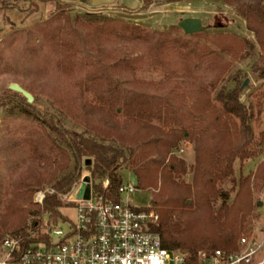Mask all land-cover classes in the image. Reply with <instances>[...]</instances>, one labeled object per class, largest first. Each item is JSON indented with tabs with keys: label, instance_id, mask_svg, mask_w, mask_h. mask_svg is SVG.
Returning <instances> with one entry per match:
<instances>
[{
	"label": "rangeland",
	"instance_id": "1",
	"mask_svg": "<svg viewBox=\"0 0 264 264\" xmlns=\"http://www.w3.org/2000/svg\"><path fill=\"white\" fill-rule=\"evenodd\" d=\"M57 1L62 6H57L55 0H0V248L8 235L27 231L33 224L45 220L48 215L42 214L35 203L36 193L51 189L71 164L66 147L45 124L49 117L57 118L70 131L86 133L87 137H92L94 130L103 127V117L90 107L95 104L101 89L92 79L103 73H108L114 81L125 83L128 89L172 100L179 114L186 118L193 103L204 97L197 94L200 88L211 92L213 99L221 89L232 88L237 73L242 71V82L247 85L241 91V102L247 108L252 106L255 114L251 120L255 141L260 142L264 136V77L253 71L256 62H264V55L244 20L232 8L213 0H155L148 9L139 12L140 0H117L113 5L100 8L92 7L91 1ZM69 16L78 23L69 24ZM189 18L202 21L203 33L192 36L184 33L179 24ZM104 19L170 33L192 44L208 46L220 54V67L228 65V73L216 82V73L209 61L185 60L171 47L156 59L139 42L103 40L100 53L94 49V42H90L85 46L86 52L74 53L72 41L78 47L80 39L71 30L76 28L85 40L88 32L84 24L99 23ZM216 36H222L223 41L233 46L239 41L226 37L243 39L253 49L249 52L244 47L238 53L222 52L214 44ZM80 46L79 50L83 48ZM124 59L131 61L130 69H124L122 65L110 69ZM99 61L100 65L94 66ZM13 84L29 92L34 97L33 103L29 104L22 95L11 91L9 87ZM173 154L187 167V173L176 176V181L191 185L196 163L195 144L183 141ZM188 154L194 155L192 161ZM262 162L264 147L257 158L246 161L243 167L239 160L236 161V185L231 181L218 185L221 191L229 193L230 199L215 223L211 215L216 216L223 206L222 198L216 200L212 214L206 211L185 215L174 213V220L179 219L181 227L192 232L194 237L218 236L222 229L233 231L243 214L239 209L251 202L252 213L244 221V230L258 232L263 229L264 187L257 190L252 178L246 193L245 189L240 190L239 184L241 177L256 174ZM166 165L168 171L169 160ZM121 174L123 184L127 185L128 163ZM183 190L189 209L194 210L193 191ZM159 194L171 198L179 196L180 192L158 180L151 190L138 187L125 199L138 208H150L154 203L152 210L157 214ZM61 215L73 218L74 212L64 207ZM59 225L65 228L63 223Z\"/></svg>",
	"mask_w": 264,
	"mask_h": 264
},
{
	"label": "trees",
	"instance_id": "2",
	"mask_svg": "<svg viewBox=\"0 0 264 264\" xmlns=\"http://www.w3.org/2000/svg\"><path fill=\"white\" fill-rule=\"evenodd\" d=\"M55 1L57 6H62L60 2ZM140 1L142 6L139 12L148 9L155 0ZM213 1L222 2L232 8L236 15L244 20L247 30L254 35L257 46L264 55V0ZM67 22L78 23L72 16L67 18ZM84 26L88 32L86 35L88 39L85 40L76 28L70 29L80 39L78 47L75 41H72L74 53L86 52L85 46L87 47L90 42H94L96 45L93 46L94 49L100 53L101 42L113 39L139 42L146 46L156 59L162 56L166 48L171 47L185 60L192 58L199 62L207 60L216 73V82L222 80L229 70L228 65L220 67L221 56L215 50L208 46L192 44L189 40L174 37L170 33L148 30L111 19L84 24ZM220 37L222 36L214 38V44L222 52L238 53L243 51L244 47L248 48L249 52L253 49L243 39L226 37L239 41L236 46H233ZM80 45H83L81 50L78 49ZM95 65L99 66L100 61ZM119 65H122L124 69H130L131 61L124 59L112 65L110 69H115ZM253 71L264 77V62L261 60L256 62ZM243 76L242 71H239L235 77L234 86L216 92L213 99L210 98L211 92L200 88L197 94L204 97L193 103L186 118L179 114L176 104L168 98L150 96L128 89L125 83L114 81L108 73L94 77L92 80L101 89L95 104L90 107L93 112L103 117L101 129L94 130L93 136L87 137L86 133L70 131L55 117H49L45 123L56 134L60 144L66 147L68 151L66 155L71 164L51 188L55 192L46 194L43 205L39 206L41 213L48 214L52 219L62 216L61 210L65 206L60 201L59 195H67L72 191L81 177L84 160L92 161L90 169L94 182L101 184L104 180H109L111 188H117L123 183L121 170L128 163L130 173L133 172L139 181V188L151 190L156 187V182L161 180L166 186L180 192L179 196L171 198L159 194L156 200V206L159 207L157 213L159 223L154 227V231L161 235L165 248L192 253L203 249H235L238 240L246 232L243 226L245 219L252 213L251 202H246L242 209H239L243 214L233 231L227 232L226 229H222L218 236L194 237L192 232L181 227L179 219L174 220V213L185 215L206 211L212 214L216 200L222 198L223 206L216 216L211 215L215 223L224 213L223 207L230 199L229 193L221 191L218 185L231 181L235 186L236 161L239 160L243 167L246 161L255 159L262 153L264 136L260 142L255 141L251 127V120L255 116L252 106L247 108L241 102ZM216 82L212 83V92L215 91ZM214 102L220 107L218 108ZM183 141L195 144L196 163L191 185L184 182L178 183L175 179L176 176L181 177L187 173L185 163L173 154ZM58 148L62 151V148ZM168 160L170 165L167 171ZM157 176L158 179H156ZM252 178L257 190L264 187V162L258 166L256 174L241 177L239 181L241 191L243 189L246 193L249 191ZM181 189L186 192L193 191L194 210L189 209L188 198H185ZM95 190L102 194L106 193L101 185H95ZM36 224L29 229L34 228ZM13 234L24 237L27 231Z\"/></svg>",
	"mask_w": 264,
	"mask_h": 264
},
{
	"label": "built area",
	"instance_id": "3",
	"mask_svg": "<svg viewBox=\"0 0 264 264\" xmlns=\"http://www.w3.org/2000/svg\"><path fill=\"white\" fill-rule=\"evenodd\" d=\"M90 167L84 163L72 191L59 195L65 207L74 212L73 218L61 216L56 223L47 214L42 223L27 230L26 236L8 235L1 244L0 264H264V228L243 233L233 250L184 253L165 248L161 235L154 231L159 216L125 199L137 189L130 179L127 185L111 188L109 180L95 183ZM95 185H101L106 193L97 192ZM88 186L90 194L85 199ZM81 188L82 199L74 200ZM54 192H37L35 203L42 206L46 194Z\"/></svg>",
	"mask_w": 264,
	"mask_h": 264
},
{
	"label": "water",
	"instance_id": "4",
	"mask_svg": "<svg viewBox=\"0 0 264 264\" xmlns=\"http://www.w3.org/2000/svg\"><path fill=\"white\" fill-rule=\"evenodd\" d=\"M117 0H91V6L94 8H100V7H104V6H109V5H113L116 3ZM179 27L184 31V33L188 36H192V35H196V34H200L203 33L204 31V27L202 24V21L200 19L197 18H189V19H185L183 21L180 22ZM247 85H244V87ZM9 89L13 92H16L20 95H22L29 104H32L34 101V97L27 92L25 89H23L21 86L17 85V84H13L9 87ZM86 165L90 166L92 164L91 160H86ZM129 179L130 181L135 185L136 188L139 187V181L137 179V177L135 176V174L133 172H131L129 174ZM86 182H89V178H86ZM84 194V189L81 188L79 189L75 195L73 196L74 200H80L82 199ZM89 194H90V188L89 186L87 187L86 193H85V199L89 198ZM260 206H262V203L259 204ZM150 206H154V203H151ZM186 251H184L185 253Z\"/></svg>",
	"mask_w": 264,
	"mask_h": 264
},
{
	"label": "crops",
	"instance_id": "5",
	"mask_svg": "<svg viewBox=\"0 0 264 264\" xmlns=\"http://www.w3.org/2000/svg\"><path fill=\"white\" fill-rule=\"evenodd\" d=\"M83 3L87 2V1H91V0H79ZM216 2V1H215ZM189 155V154H188ZM194 156V155H193ZM193 156L192 155H189V159L192 161L193 160Z\"/></svg>",
	"mask_w": 264,
	"mask_h": 264
}]
</instances>
